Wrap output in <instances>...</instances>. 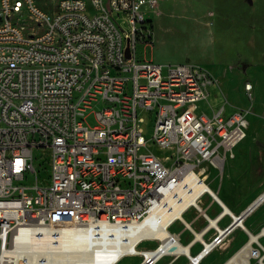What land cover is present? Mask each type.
Returning <instances> with one entry per match:
<instances>
[{"label": "built area", "instance_id": "obj_1", "mask_svg": "<svg viewBox=\"0 0 264 264\" xmlns=\"http://www.w3.org/2000/svg\"><path fill=\"white\" fill-rule=\"evenodd\" d=\"M159 1L52 0L47 11L36 0H0V264H39L31 258L34 240L24 239L39 231L96 239L146 219L161 224L187 173L203 174L234 156L248 121L243 110L212 107L214 77L198 64L137 55V43L149 46L153 38L143 7L154 12ZM146 120L153 124L149 139ZM150 142L174 151L159 157ZM189 207L207 218L194 202ZM227 234L218 232L200 253ZM157 242L153 251L137 243L119 260L155 264L178 255ZM250 248V258L264 264V248Z\"/></svg>", "mask_w": 264, "mask_h": 264}, {"label": "rangeland", "instance_id": "obj_2", "mask_svg": "<svg viewBox=\"0 0 264 264\" xmlns=\"http://www.w3.org/2000/svg\"><path fill=\"white\" fill-rule=\"evenodd\" d=\"M36 3L47 11L52 8V0H36ZM143 10L152 20L153 38L149 46L137 43L138 57L161 64L201 65L215 79L208 98L212 107L223 106L226 114L234 109L246 114V136L235 147L234 156L219 168L207 165L203 173L211 188L238 214L264 191V0H160L154 12L145 7ZM246 85L251 86L248 91ZM198 106L208 115L211 113L206 101ZM97 110L95 107L92 111ZM86 123H94L93 115ZM142 127L145 138H151L153 124L146 120ZM149 144L150 150L159 157L170 156L174 151L160 149L152 142ZM39 150L35 149V156ZM37 160H34L36 167ZM43 177H46L44 171L38 176L40 184ZM33 182L34 178L30 179L29 183ZM212 200L204 195L201 204L209 216L216 217L221 208ZM189 210L185 214L188 221L197 212L194 208ZM229 222L227 216L218 225L224 228ZM200 223L203 220L197 219L193 224L198 227ZM243 224L253 232L264 228V201L244 218ZM171 230L180 232L183 242L191 237L187 230H182L180 222ZM214 234L212 229L206 237ZM246 240V231L238 227L204 258L202 264H221ZM157 243V240L144 241L140 248H154ZM261 243L264 245V235ZM199 248L197 242L192 253ZM170 260V257L163 258L155 264H169ZM249 260L246 263L257 264L256 259ZM138 261L139 258L124 257L118 264ZM188 263L190 260L181 257L172 264Z\"/></svg>", "mask_w": 264, "mask_h": 264}, {"label": "bare ground", "instance_id": "obj_3", "mask_svg": "<svg viewBox=\"0 0 264 264\" xmlns=\"http://www.w3.org/2000/svg\"><path fill=\"white\" fill-rule=\"evenodd\" d=\"M263 193L264 191H262L259 196ZM179 194V201L174 205L171 204L164 211L161 224H157L155 220L147 222L146 219L125 228L113 227L109 229L113 234L110 238L105 236L106 231L103 232L100 237L92 239L89 233H79L74 230L52 229L49 231H39V234L34 235L32 238L26 236L24 239L34 240L32 246H35L36 249L32 251L31 258L33 260H38L39 264H118L121 261H119V258L129 251H132L137 243V246L140 248L142 242L152 240L159 241L161 248L168 250V252H176L185 256L190 260L191 264H196V260H193V257L196 256L197 264H201L202 260L212 253L215 248L209 250L206 254H201V250L192 254L190 245L182 244L177 239H175V241L165 242V238L168 236V233H170L169 228L176 220L172 223L170 222L174 218L183 219L184 212L191 208L189 206L193 202L196 206L201 208L198 199H201L204 195H209L221 208L217 218L214 219L213 217L210 219L207 217L208 227L218 230L216 234L220 232V237H223L225 232L223 231L224 228L219 227L217 222L220 218L224 219L227 216L230 217L231 222L237 213L229 208L223 199L211 188L206 182L202 172L197 173L193 171V173H187L183 179V185ZM259 196L256 199H258ZM238 227L246 231L247 240L231 254L223 264L244 263V261H247L252 256L250 247L254 244L264 248V245L261 243V236L264 235V228L253 232L245 228L242 221L229 233H233ZM140 240L143 241L140 242ZM195 240L204 241L203 243L206 250L209 249V242L203 239L201 233H195ZM23 246H25V248L31 247L27 243ZM147 249L153 251L154 248Z\"/></svg>", "mask_w": 264, "mask_h": 264}, {"label": "crops", "instance_id": "obj_4", "mask_svg": "<svg viewBox=\"0 0 264 264\" xmlns=\"http://www.w3.org/2000/svg\"><path fill=\"white\" fill-rule=\"evenodd\" d=\"M235 149V148H234ZM234 152V151H233ZM230 158H227L225 161H224V163L225 162H227L228 160H229ZM206 166V165H205ZM213 201V200H212ZM200 205L202 206V204H201V199H200ZM191 209V208H190ZM188 211H190L189 209L188 210H186L185 212H184V218L182 219V220H176L174 223H172L171 224V226H170V228H169V230H170V233H172L173 235H175V237H176V239L177 240H179L182 244H187V245H190V251H191V253H192V248L194 247V245L197 243V242H199V244H200V248L197 250V252L199 251V250H202V248H203V242L204 241H200V240H195V233L196 232H199V233H201V235L203 236V239L204 240H206V241H210L213 237H214V235L216 234V230L214 229V228H209L208 227V220H207V218L202 214V213H200V212H195V215H194V217H193V219H191L190 221H188L186 218H185V214L188 212ZM202 211H204V213L207 215V217L209 216L208 214H207V210H206V208L205 207H203L202 206ZM217 215V214H216ZM215 215V216H216ZM201 216H203V217H205V220L204 219H202L201 218ZM218 216V215H217ZM217 216L216 217H214V216H209L208 218H210V217H214V219L215 218H217ZM197 219H200V221H202L203 220V223H200V225L198 226V227H195L194 226V221H196ZM211 219V218H210ZM222 219L220 218V220L217 222V224L221 221ZM176 222H180L181 224H182V230H187L189 233H190V238H189V240L188 241H186V242H183L182 240H181V234H180V232H174L173 230H171V227L176 223ZM226 227V226H225ZM224 227V228H225ZM212 229H214L215 230V234L212 236V237H209V236H207L206 237V235L212 230ZM204 230V231H203ZM235 232V231H234ZM232 233V232H231ZM230 234V233H229ZM235 236H237L236 234H235ZM254 245H256V244H254ZM197 252H194V253H192V254H195V253H197ZM167 257H170L171 258V260H170V263L169 264H172V263H174V262H176L179 258H181V257H183V258H186L185 256H183V255H181V254H178V255H165V256H163V257H161L159 260H161V259H163V258H167ZM195 257V256H194ZM134 259H137V258H139V261L138 262H136L135 264H139L140 263V261H141V259H140V257H133ZM123 259V258H122ZM122 259H120V260H122ZM187 259V258H186ZM119 260V261H120ZM158 260V261H159ZM188 260V262H189V259H187ZM204 260V259H203ZM202 260V261H203ZM226 260V259H225ZM225 260H224V262H225ZM158 261H156V263L158 262ZM239 261V260H238ZM224 262H222L221 264H223ZM257 262V261H256ZM189 264V263H188ZM191 264V263H190ZM201 264H202V262H201ZM236 264H239L238 262L236 263ZM240 264H250V262H248V263H246V261H244V263H240ZM257 264H258V262H257Z\"/></svg>", "mask_w": 264, "mask_h": 264}, {"label": "water", "instance_id": "obj_5", "mask_svg": "<svg viewBox=\"0 0 264 264\" xmlns=\"http://www.w3.org/2000/svg\"><path fill=\"white\" fill-rule=\"evenodd\" d=\"M128 48H126V57H128ZM264 201V193L259 196L258 199L249 204L244 210L233 217L232 221L224 228V232L229 233L232 231L238 223H241L245 217H247L256 207H258ZM196 258V257H193Z\"/></svg>", "mask_w": 264, "mask_h": 264}]
</instances>
